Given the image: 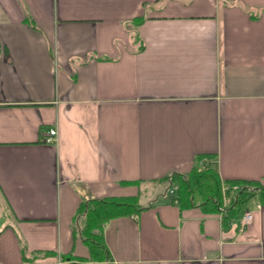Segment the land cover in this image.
Wrapping results in <instances>:
<instances>
[{
    "label": "crops",
    "instance_id": "0c3cea01",
    "mask_svg": "<svg viewBox=\"0 0 264 264\" xmlns=\"http://www.w3.org/2000/svg\"><path fill=\"white\" fill-rule=\"evenodd\" d=\"M206 163L264 185V0H0V264L89 258L81 203L125 196L112 264H264L257 199L242 228L152 192Z\"/></svg>",
    "mask_w": 264,
    "mask_h": 264
},
{
    "label": "trees",
    "instance_id": "16d2710c",
    "mask_svg": "<svg viewBox=\"0 0 264 264\" xmlns=\"http://www.w3.org/2000/svg\"><path fill=\"white\" fill-rule=\"evenodd\" d=\"M142 20L135 19V25L140 24ZM213 158V155H199L197 161L200 163L204 159ZM207 164L204 168L194 167L187 175L175 172L153 182L163 185L166 191L176 184L177 189L172 200H177L181 209L198 207L206 214L222 215L223 225L229 224L235 218H240L251 199L255 198L264 205V185L261 182L222 180L214 163ZM223 185L227 187L225 191H223ZM234 185L238 187L234 189ZM139 201L138 196L84 199L75 218L74 234L79 235L88 246L90 256L84 259L64 254L60 256V259L65 262L64 264H112V256L103 234L104 225L111 219L139 212L142 209ZM4 228L3 219H0V232Z\"/></svg>",
    "mask_w": 264,
    "mask_h": 264
},
{
    "label": "built area",
    "instance_id": "2783aa9c",
    "mask_svg": "<svg viewBox=\"0 0 264 264\" xmlns=\"http://www.w3.org/2000/svg\"><path fill=\"white\" fill-rule=\"evenodd\" d=\"M44 141L46 143H49V144L56 143L58 141V131H57V129L56 128H50L46 132V134L44 136ZM233 187H234V189H236L238 186L237 185H234ZM226 188H227L226 185H223V191H225ZM176 189H177V185L176 184H173L171 186V188L169 189L170 194H174L175 191H176ZM225 202H226V198H225ZM225 202H224V204H225ZM260 207L261 206L258 205V208H260ZM252 218H253L252 212L247 209L244 212V214L241 216V218H240V226L242 228H244L246 225H248L252 221ZM59 264H63L61 260L59 261Z\"/></svg>",
    "mask_w": 264,
    "mask_h": 264
},
{
    "label": "rangeland",
    "instance_id": "374dc122",
    "mask_svg": "<svg viewBox=\"0 0 264 264\" xmlns=\"http://www.w3.org/2000/svg\"><path fill=\"white\" fill-rule=\"evenodd\" d=\"M147 187L148 186H142V191H144ZM151 187H152V192L155 193L156 195L160 193V195L162 194L165 196L167 194L168 196H171L168 192L167 193L164 192L165 187L163 185L156 184V185H153ZM252 204H253V202L249 203V205H252Z\"/></svg>",
    "mask_w": 264,
    "mask_h": 264
}]
</instances>
